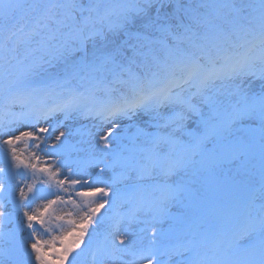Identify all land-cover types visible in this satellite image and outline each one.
I'll return each instance as SVG.
<instances>
[{"label": "snow or ice", "instance_id": "obj_1", "mask_svg": "<svg viewBox=\"0 0 264 264\" xmlns=\"http://www.w3.org/2000/svg\"><path fill=\"white\" fill-rule=\"evenodd\" d=\"M0 264H264V0H0Z\"/></svg>", "mask_w": 264, "mask_h": 264}, {"label": "bare ground", "instance_id": "obj_2", "mask_svg": "<svg viewBox=\"0 0 264 264\" xmlns=\"http://www.w3.org/2000/svg\"><path fill=\"white\" fill-rule=\"evenodd\" d=\"M166 227V226H165ZM87 240V238H85Z\"/></svg>", "mask_w": 264, "mask_h": 264}]
</instances>
